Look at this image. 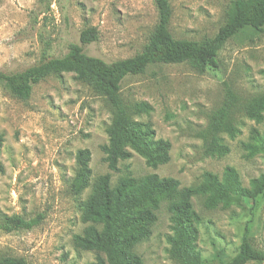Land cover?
<instances>
[{
    "label": "rangeland",
    "instance_id": "obj_1",
    "mask_svg": "<svg viewBox=\"0 0 264 264\" xmlns=\"http://www.w3.org/2000/svg\"><path fill=\"white\" fill-rule=\"evenodd\" d=\"M47 14H39V0H0V71H21L35 63L48 42V54L63 56L79 32L95 27L98 39L84 52L105 62L139 52L157 22L153 0H46ZM232 0H170L169 24L175 38L201 40L212 37L227 16ZM45 16V17H44ZM231 92L233 105L228 123L234 136L220 134L229 147L223 156L204 152V133L212 113L223 107ZM264 93V33L244 34L223 46L217 67L199 72L188 64H155L143 74L121 82L124 105L146 102L156 138L171 144L166 164L151 168L139 155L118 163L112 172L103 161L100 146L107 143L105 128L111 107L102 96L73 73L49 76L33 87L26 100L0 84V218L14 214L24 218L43 216L30 230L0 229V258H24L27 264H90L98 253L73 246L74 235L89 225L82 220L80 203L93 191L97 179L110 175L111 186L127 173L139 179L148 174L174 178L180 188L200 181L203 172L222 176L226 166L236 169L244 187L264 174V117L257 122L247 115L252 97ZM89 149L91 177L79 197L70 192L74 156ZM199 215L195 224L196 250L205 258L218 253L232 256L247 230L254 248L264 252V193L243 199L228 208L205 209L203 198H192ZM150 237L132 252L142 264H177L168 255L171 235L168 201L159 199ZM104 257L103 254H100ZM248 264H264L253 263Z\"/></svg>",
    "mask_w": 264,
    "mask_h": 264
},
{
    "label": "trees",
    "instance_id": "obj_2",
    "mask_svg": "<svg viewBox=\"0 0 264 264\" xmlns=\"http://www.w3.org/2000/svg\"><path fill=\"white\" fill-rule=\"evenodd\" d=\"M44 2L39 14H47L50 2ZM157 22L142 49L131 57L105 62L87 55L83 47L98 39L95 27H86L79 32V42L70 43L68 51L60 57L48 54L47 42L39 61L21 71H0V84L15 97L26 100L33 87L43 79L73 73L78 81L86 83L111 107V119L105 128L107 143L100 146L103 161L112 172H119L118 163L131 158L135 153L145 160L147 166L156 168L166 164L171 144L156 138L149 122L134 119L148 115L151 106L146 102L124 105L121 98V82L126 76L143 74L155 64H188L199 72L217 67L220 50L227 41L244 34L264 33V0H232L225 22L212 37L201 40L175 38L169 29L172 17L170 0H153ZM45 17V16H44ZM233 101L231 92L223 107L212 113L203 135L204 152L207 155L223 156L229 147L222 143L220 134L226 131L234 136L236 129L228 123ZM247 115L259 122L264 117V93L250 100ZM3 134L0 132V152ZM89 149H79L74 156L75 169L70 181V192L79 197L89 186L91 168ZM3 166L0 161V172ZM264 193V174L252 178L244 187L234 167L226 166L222 176L205 171L194 185L181 187L174 178H162L148 174L136 179L127 173L118 177L111 186L110 175L98 177L92 193L80 203L82 220L89 225L81 234L74 235L73 246L83 251H95V261L90 264H142L141 257L132 248L147 240L157 217L159 199L168 201L171 235L166 237L168 255L177 264H248L264 262V252L253 247L247 230L240 239L237 251L232 256L214 254L203 257L195 246L199 215L193 209L192 198H203L205 209L228 208L240 204L243 199L255 200ZM43 216L31 218L14 214L2 215L0 229L4 232L30 230L37 226ZM100 254H103L102 257ZM0 264H27L24 258L5 256Z\"/></svg>",
    "mask_w": 264,
    "mask_h": 264
}]
</instances>
